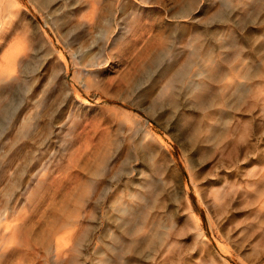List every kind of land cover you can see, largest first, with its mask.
Instances as JSON below:
<instances>
[{
  "label": "rangeland",
  "instance_id": "rangeland-1",
  "mask_svg": "<svg viewBox=\"0 0 264 264\" xmlns=\"http://www.w3.org/2000/svg\"><path fill=\"white\" fill-rule=\"evenodd\" d=\"M12 3L0 264H264V0Z\"/></svg>",
  "mask_w": 264,
  "mask_h": 264
},
{
  "label": "bare ground",
  "instance_id": "bare-ground-1",
  "mask_svg": "<svg viewBox=\"0 0 264 264\" xmlns=\"http://www.w3.org/2000/svg\"><path fill=\"white\" fill-rule=\"evenodd\" d=\"M56 1V0H55ZM14 3V2H13ZM12 0H0V32H3V31H5L6 30V27H7V24H8V18L11 16V14L13 13V9H11V7L13 6L12 4ZM12 15H15V14H12ZM13 17V16H12ZM15 17V16H14ZM9 23H10V21H9ZM11 24V23H10ZM7 59H8V57L6 56H4L3 57V62H5L4 64H6V66H8L7 65V63H9V62H7ZM9 60V59H8ZM11 61V60H10ZM2 62V63H3ZM12 62V61H11ZM1 63V64H2ZM0 64V65H1ZM3 65V64H2ZM5 66V67H6ZM8 67H10V66H8ZM0 68H1V66H0ZM3 68H4V66H3ZM11 68V67H10ZM6 69H8L9 70V68H6ZM5 69V70H6ZM4 70V69H3ZM11 70V69H10ZM78 220V219H77Z\"/></svg>",
  "mask_w": 264,
  "mask_h": 264
}]
</instances>
